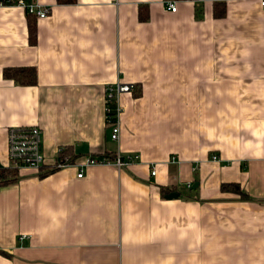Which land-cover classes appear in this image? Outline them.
<instances>
[{"label": "crops", "instance_id": "1", "mask_svg": "<svg viewBox=\"0 0 264 264\" xmlns=\"http://www.w3.org/2000/svg\"><path fill=\"white\" fill-rule=\"evenodd\" d=\"M35 1L45 19L0 7V165L33 126L46 166L0 185V264H264L263 0ZM116 83L133 90L112 142ZM58 148L72 165L45 172ZM103 154L137 161L85 165Z\"/></svg>", "mask_w": 264, "mask_h": 264}, {"label": "built area", "instance_id": "2", "mask_svg": "<svg viewBox=\"0 0 264 264\" xmlns=\"http://www.w3.org/2000/svg\"><path fill=\"white\" fill-rule=\"evenodd\" d=\"M167 11L175 13L177 9L176 1H166L164 3ZM261 8L264 9V0L260 3ZM0 7H15L21 9L24 14L34 18L35 20L45 19L49 14V8L41 6L35 0H0ZM133 90L131 84L116 83L113 86H106L104 89V124L109 130V139L112 142H117L119 133L118 117L121 113V107L119 106L118 99L122 94H130ZM62 149L56 150V156L61 153ZM217 156L210 157L211 161H216ZM6 160L5 166L0 165V170L6 169L16 171L20 168H30L36 172H42L45 169V161L41 150V132L37 127H14L9 128L6 133ZM137 161L136 156L119 157L111 161L107 159H93L88 157L85 165L92 164H110L116 168L125 167L133 162ZM177 160L171 158L170 163L175 164ZM72 163L67 157L58 158L45 172L59 170ZM84 165V166H85ZM83 166V167H84ZM76 179L82 177L81 167L78 168ZM151 177L156 175L155 167L151 168ZM190 187V186H188Z\"/></svg>", "mask_w": 264, "mask_h": 264}, {"label": "trees", "instance_id": "3", "mask_svg": "<svg viewBox=\"0 0 264 264\" xmlns=\"http://www.w3.org/2000/svg\"><path fill=\"white\" fill-rule=\"evenodd\" d=\"M63 3H72L73 0H61ZM176 1H186V0H176ZM189 1H195V0H189ZM226 14V8L224 3H215L214 4V10L213 15L215 18H222ZM26 15V14H25ZM28 16V15H27ZM30 17V16H28ZM4 77L9 80H17L21 84H30L34 82V71L32 69H16V70H7L4 72ZM67 157L68 160L71 162L72 158L69 156V151L64 149L59 153L57 156V159ZM93 158V157H91ZM115 158L112 154H103L100 156L99 159H107L109 161L113 160ZM94 159V158H93ZM12 172L11 170L2 169L0 170V185H6L7 183L13 181V177L11 176ZM43 176V175H40ZM220 190L224 193L226 192H233L234 194L239 195L241 200H248V196L244 194L240 187L237 184H226L221 185ZM163 193V191H162ZM169 193V191H168Z\"/></svg>", "mask_w": 264, "mask_h": 264}, {"label": "water", "instance_id": "4", "mask_svg": "<svg viewBox=\"0 0 264 264\" xmlns=\"http://www.w3.org/2000/svg\"><path fill=\"white\" fill-rule=\"evenodd\" d=\"M167 198H168L169 200H171V199H176V198H178V194L171 193L170 195L167 196Z\"/></svg>", "mask_w": 264, "mask_h": 264}]
</instances>
